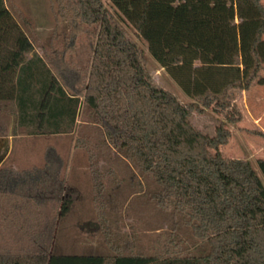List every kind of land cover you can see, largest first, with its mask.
I'll use <instances>...</instances> for the list:
<instances>
[{
	"label": "trees",
	"instance_id": "16d2710c",
	"mask_svg": "<svg viewBox=\"0 0 264 264\" xmlns=\"http://www.w3.org/2000/svg\"><path fill=\"white\" fill-rule=\"evenodd\" d=\"M49 1L56 20L66 22L65 34L56 47L54 29L38 54L25 19L20 25L0 0V105L27 136L76 134L73 147L86 154L93 182L96 228L111 255L52 252L55 220L67 214L70 200L43 194L63 186L61 159L48 149L41 167L0 168V239L17 246L0 258L13 260L5 264H264V183L248 161L218 150L230 135L224 123L240 120L228 90H248L263 62L262 0H249L262 16L249 49L252 71L193 103L155 84L125 22L101 0ZM80 36L83 61L74 56ZM204 108L226 112L212 136L190 122ZM106 151L137 171L129 185L144 207L133 217L122 179L106 160L98 165ZM124 217L131 221L124 224Z\"/></svg>",
	"mask_w": 264,
	"mask_h": 264
},
{
	"label": "rangeland",
	"instance_id": "374dc122",
	"mask_svg": "<svg viewBox=\"0 0 264 264\" xmlns=\"http://www.w3.org/2000/svg\"><path fill=\"white\" fill-rule=\"evenodd\" d=\"M101 1L109 12L125 22L123 27L142 49L147 70L155 84L175 95L182 103H193L196 96L205 91L220 92L226 83L244 81L252 71L249 49L262 16L249 0ZM4 2L20 25V18L27 22V27H22L28 35L32 34L31 40L38 54L42 51L39 45L48 49L54 29L57 35L55 46H61L66 22L56 20L49 0ZM261 3L264 7V0ZM137 25L141 28L137 29ZM84 45V38L80 36L74 52L78 61L85 59ZM262 61L248 90L242 91L238 87L228 90L240 120L234 124L224 123L230 135L218 150L223 156L248 161L264 183V173L261 172L264 166L258 162L264 160V134L260 135L264 129V55ZM225 113L204 108L200 113H193L190 122L197 130L212 136L215 128L225 121ZM249 114L254 120L260 115L261 121H253ZM75 137L76 134L27 136L14 127V116L9 108L0 105V139L5 142L7 150L0 168L23 170L41 167L48 149L61 159L58 179L63 180V186L56 184L54 189L49 188L43 193L45 197L70 200L67 214L55 220L52 252L70 257L109 256L111 253L96 228L91 203L93 182L87 156L83 150L73 147ZM103 160L116 177L122 179V191L131 194L126 207L128 217H133L144 207L140 196L134 194L138 193L137 187L129 185L139 179L136 169L111 151L98 158V165H102ZM54 203H48L42 209L43 214H48ZM130 221L123 218L124 224ZM16 247L8 237L0 239V253L14 254ZM10 261L13 260L0 258V264Z\"/></svg>",
	"mask_w": 264,
	"mask_h": 264
},
{
	"label": "flooded vegetation",
	"instance_id": "af4514ba",
	"mask_svg": "<svg viewBox=\"0 0 264 264\" xmlns=\"http://www.w3.org/2000/svg\"><path fill=\"white\" fill-rule=\"evenodd\" d=\"M6 147H5V142L3 140L0 141V156L6 154Z\"/></svg>",
	"mask_w": 264,
	"mask_h": 264
},
{
	"label": "crops",
	"instance_id": "0c3cea01",
	"mask_svg": "<svg viewBox=\"0 0 264 264\" xmlns=\"http://www.w3.org/2000/svg\"><path fill=\"white\" fill-rule=\"evenodd\" d=\"M262 115H263V113H261ZM249 116L253 119V117L249 114ZM261 116L260 115H258V117H257V119L256 120H258V121H261V118H260ZM256 120H254L253 119V121H256ZM262 131H263V134H264V129H262Z\"/></svg>",
	"mask_w": 264,
	"mask_h": 264
},
{
	"label": "water",
	"instance_id": "95a60500",
	"mask_svg": "<svg viewBox=\"0 0 264 264\" xmlns=\"http://www.w3.org/2000/svg\"><path fill=\"white\" fill-rule=\"evenodd\" d=\"M0 141H1V139H0ZM5 156L6 155H2V156H0V164L3 162V160L5 159Z\"/></svg>",
	"mask_w": 264,
	"mask_h": 264
}]
</instances>
